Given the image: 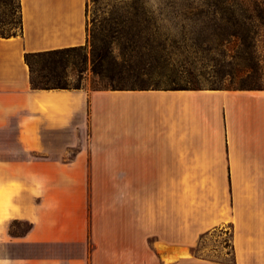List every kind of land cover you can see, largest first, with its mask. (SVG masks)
Here are the masks:
<instances>
[{"label":"crops","instance_id":"0c3cea01","mask_svg":"<svg viewBox=\"0 0 264 264\" xmlns=\"http://www.w3.org/2000/svg\"><path fill=\"white\" fill-rule=\"evenodd\" d=\"M18 5L0 264H264V88L33 89L24 56L84 46L86 0Z\"/></svg>","mask_w":264,"mask_h":264},{"label":"rangeland","instance_id":"374dc122","mask_svg":"<svg viewBox=\"0 0 264 264\" xmlns=\"http://www.w3.org/2000/svg\"><path fill=\"white\" fill-rule=\"evenodd\" d=\"M148 1L152 7L159 3V0ZM130 2L86 0L87 42L84 47L34 59V76L42 68L49 86L58 80L70 88L78 87L86 91L135 87L264 88V0H225L224 20L221 21L219 15L209 17L208 32L212 47L207 63L199 62L197 57H189L188 63L186 54L176 52L173 47L182 46L183 42L189 44L193 34H189V28L181 31L164 22V29L160 28L154 37L166 42L168 62L164 68L149 72L145 77H138L132 70L137 60L134 54L128 50L121 54L124 39L114 35L116 38L111 45L112 38L103 29L107 24L104 19L109 18L111 11L123 20L130 18ZM230 10L234 11L232 23ZM216 23L222 24V30L217 29ZM19 32L18 1L0 0V34L18 35ZM221 32L226 40L219 45ZM110 50H114L113 55H110ZM192 62L195 69L189 65ZM26 229L25 223L11 225V231L17 234Z\"/></svg>","mask_w":264,"mask_h":264},{"label":"trees","instance_id":"16d2710c","mask_svg":"<svg viewBox=\"0 0 264 264\" xmlns=\"http://www.w3.org/2000/svg\"><path fill=\"white\" fill-rule=\"evenodd\" d=\"M18 1V0H17ZM159 3L152 7L149 5L148 0H131L128 6V14L131 16L127 20L121 19L114 11L110 12L109 18H105L107 23L103 28L107 31L108 35L112 38L111 45L115 36H120L124 39L121 43V54L126 50L130 54L135 56V65L132 69L138 77L148 76V73L155 72L158 69L164 68L168 62L169 50L165 41L156 40L154 35L163 28V23H169L173 29L179 28L184 31L189 28L190 33L193 34V38H190V42H183L182 46H174V50L179 54H186V60L189 57H197L199 62H208V54L211 51V39L208 32L209 29V17L220 16V20H224V14L226 12L225 0H159ZM19 7V5H18ZM229 10V9H228ZM20 17V14H19ZM234 17V11L230 10V21ZM227 21V18H226ZM232 23V21H231ZM217 29L222 30V24L216 23ZM21 29V21H20ZM155 34H153V33ZM16 36L15 34H0L2 38H9ZM232 36V34H231ZM219 45L226 40L225 34L222 32L219 34ZM175 44V43H174ZM82 47L61 49L55 51H47L42 53L26 54L24 56L25 63L30 71V84L33 89H62V90H74L81 88H70L60 81H55L52 86H49V80L42 73V68L39 69V74L34 76V70L32 69V61L39 57H50L64 52L72 50L82 49ZM110 55H113L114 50H110ZM121 56V55H119ZM196 59V58H194ZM191 68H194L193 62L189 64ZM194 71V70H191ZM185 72L190 73L186 70ZM128 89H169V90H190V89H202V88H108L100 90H128ZM213 89V88H209ZM222 89V88H215ZM95 91V90H94ZM14 222L13 224H16ZM29 226L27 225V229ZM26 229V230H27ZM25 230V231H26ZM11 231V230H10ZM23 231V232H25ZM21 232V233H23ZM18 233V234H21ZM11 234H17L11 231Z\"/></svg>","mask_w":264,"mask_h":264}]
</instances>
